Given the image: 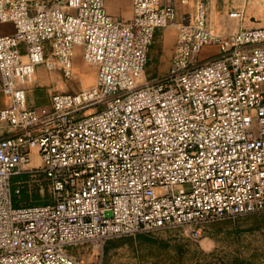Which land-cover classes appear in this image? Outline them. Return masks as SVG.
Returning <instances> with one entry per match:
<instances>
[{
  "label": "built area",
  "instance_id": "2783aa9c",
  "mask_svg": "<svg viewBox=\"0 0 264 264\" xmlns=\"http://www.w3.org/2000/svg\"><path fill=\"white\" fill-rule=\"evenodd\" d=\"M175 21V0H132L127 22L106 0H0V264H85L73 249L160 229L199 239L264 212V26L213 34L199 1L168 70L140 83ZM77 55L93 84L30 107L36 68L71 79ZM32 154L50 202L17 208L11 180Z\"/></svg>",
  "mask_w": 264,
  "mask_h": 264
},
{
  "label": "rangeland",
  "instance_id": "374dc122",
  "mask_svg": "<svg viewBox=\"0 0 264 264\" xmlns=\"http://www.w3.org/2000/svg\"><path fill=\"white\" fill-rule=\"evenodd\" d=\"M179 3L184 9L186 5ZM196 3L194 2V15ZM249 3L244 8L243 18L236 19L238 23L235 26L230 22H209L211 32L227 36L242 28L264 26V6L260 2ZM187 18L182 12L179 20L176 17L174 24L156 31L140 83L152 82L168 70L177 40L178 25ZM119 19L123 21L122 18ZM8 32H11L10 26H0V34ZM217 53L214 46L206 48L201 52L199 61L208 60ZM74 65L71 79L64 78L60 72H50L44 66H38L33 83L26 88L28 105L36 109L50 107L53 94H74L91 86L95 68L86 64L81 55L76 56ZM4 103L6 104V100ZM32 157L36 158L34 154ZM39 164L38 159L34 160V163L23 167L12 177V194L14 190H20L16 197L13 194V199L16 198L18 203L15 207L38 206L50 202L48 182L38 174L27 173ZM71 252L85 264H264V212L207 224L202 228L199 239L188 238L180 229H160L150 234L115 238L103 246L90 243Z\"/></svg>",
  "mask_w": 264,
  "mask_h": 264
},
{
  "label": "crops",
  "instance_id": "0c3cea01",
  "mask_svg": "<svg viewBox=\"0 0 264 264\" xmlns=\"http://www.w3.org/2000/svg\"><path fill=\"white\" fill-rule=\"evenodd\" d=\"M199 1H204L207 4L209 22L213 23L218 21L221 24L230 22L233 26L238 23L236 19L241 20V18H243L244 8L250 5L249 2H264V0H175L177 19L179 20V16L182 12L185 13L186 17L193 16L194 2ZM179 2L186 5L184 9H182ZM106 9L108 14L115 20H120L119 18H122L121 20L128 21L132 18V0H127V2H113V0H109V2H106ZM213 50L216 51V49ZM4 100H6V98L0 90V109L5 106Z\"/></svg>",
  "mask_w": 264,
  "mask_h": 264
},
{
  "label": "trees",
  "instance_id": "16d2710c",
  "mask_svg": "<svg viewBox=\"0 0 264 264\" xmlns=\"http://www.w3.org/2000/svg\"><path fill=\"white\" fill-rule=\"evenodd\" d=\"M13 194H14V196L16 197V195H19L20 194V190H14L13 191ZM13 204L14 205H16V204H18L17 202H16V198H15V200L13 199ZM45 205V204H44ZM26 206H30V205H26ZM26 206H19V207H26ZM15 207V206H14ZM18 208V207H17Z\"/></svg>",
  "mask_w": 264,
  "mask_h": 264
},
{
  "label": "bare ground",
  "instance_id": "6f19581e",
  "mask_svg": "<svg viewBox=\"0 0 264 264\" xmlns=\"http://www.w3.org/2000/svg\"><path fill=\"white\" fill-rule=\"evenodd\" d=\"M259 3V2H258ZM260 4L262 5V6H264V2H260ZM261 6V7H262ZM36 75V74H35ZM34 79H35V77H34ZM34 160H37V158H35Z\"/></svg>",
  "mask_w": 264,
  "mask_h": 264
},
{
  "label": "water",
  "instance_id": "95a60500",
  "mask_svg": "<svg viewBox=\"0 0 264 264\" xmlns=\"http://www.w3.org/2000/svg\"><path fill=\"white\" fill-rule=\"evenodd\" d=\"M27 151V149H24V152H26Z\"/></svg>",
  "mask_w": 264,
  "mask_h": 264
}]
</instances>
